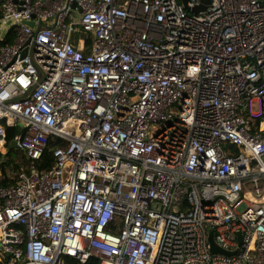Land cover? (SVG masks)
Returning <instances> with one entry per match:
<instances>
[{
  "label": "built area",
  "instance_id": "built-area-1",
  "mask_svg": "<svg viewBox=\"0 0 264 264\" xmlns=\"http://www.w3.org/2000/svg\"><path fill=\"white\" fill-rule=\"evenodd\" d=\"M13 28L0 155L17 125L55 165L0 172L8 264H264V0H0Z\"/></svg>",
  "mask_w": 264,
  "mask_h": 264
},
{
  "label": "trees",
  "instance_id": "trees-1",
  "mask_svg": "<svg viewBox=\"0 0 264 264\" xmlns=\"http://www.w3.org/2000/svg\"><path fill=\"white\" fill-rule=\"evenodd\" d=\"M14 35H15V32L12 31L11 35L8 38H6V39L0 38V47L5 45V44L11 43L14 39ZM19 128L20 127L17 125L8 128V143H7V149L8 150L7 151L14 150V151L18 152L17 156L19 158H21L23 160V162L26 163L25 164L26 167H28L30 165H34L36 167V169H38V170L51 169L55 165V159H54V156L50 150L47 151L42 156V158L40 160H37L34 163H32V161L26 156V154L22 150L11 146L12 139L15 137V134L18 132ZM55 146H56V144H53V147H55ZM9 166H13L14 170L15 169L21 170V166L18 164V162H16V160L9 158L7 155H5V156H3V154L0 155V170L2 171V174L5 177H6V174L8 173L7 167H9ZM3 255H4V253H3ZM69 263L70 264H78V261L77 260H71V261H69Z\"/></svg>",
  "mask_w": 264,
  "mask_h": 264
},
{
  "label": "water",
  "instance_id": "water-1",
  "mask_svg": "<svg viewBox=\"0 0 264 264\" xmlns=\"http://www.w3.org/2000/svg\"><path fill=\"white\" fill-rule=\"evenodd\" d=\"M183 3H184V5L188 11H190L192 13H201V12H205L207 10V5H208V3H210V0H201V4L195 6L194 8H189L187 6V0H183ZM20 125H22V123H20ZM11 146L14 147V143H12ZM214 235H215V232L213 229H211L209 241H210L211 249L213 252H220V253L228 254V255H232V254H235L237 252V251L228 252V251H225V250H222L221 248H219L218 245L214 241ZM241 240H242V234L239 233V241L241 242Z\"/></svg>",
  "mask_w": 264,
  "mask_h": 264
},
{
  "label": "rangeland",
  "instance_id": "rangeland-1",
  "mask_svg": "<svg viewBox=\"0 0 264 264\" xmlns=\"http://www.w3.org/2000/svg\"><path fill=\"white\" fill-rule=\"evenodd\" d=\"M6 25V26H8L7 24H6V22L5 21H3V25ZM8 150V149H7ZM6 150V152L3 154V156H5V155H7L9 158H12L13 160H16V162H18V164L21 166V167H25L26 165V163L25 162H23V160L21 159V158H19L18 156H17V153L18 152H16V151H14V150H12V151H7ZM19 169H15L14 170V167L13 166H9V167H7V172H10V173H16L17 171H18ZM20 171V170H19ZM2 173V172H1ZM13 173V174H14ZM3 250H1L0 249V255H2V256H7L8 257V255L6 254V253H4V255H3ZM6 257V258H7ZM3 261H4V264H6V259H3Z\"/></svg>",
  "mask_w": 264,
  "mask_h": 264
},
{
  "label": "crops",
  "instance_id": "crops-1",
  "mask_svg": "<svg viewBox=\"0 0 264 264\" xmlns=\"http://www.w3.org/2000/svg\"><path fill=\"white\" fill-rule=\"evenodd\" d=\"M6 24H7V22H6ZM1 25H2V29L6 27V25H5V24L3 25V23H2ZM7 25H8V24H7ZM12 30L15 31V28H13ZM11 32H12V31H11ZM10 35H11V33H10ZM10 35H9V36H10ZM0 38H1V37H0ZM6 38H7V37H6ZM6 38H5V39H6ZM32 167H35V166H34V165H30V166H29V169L32 168ZM29 169H28V170H29ZM0 172H2V171L0 170ZM13 173H14V172H13ZM13 173L8 172V173L6 174V177H5L3 174H1V175L4 177L5 182H7V183H8V182H15V180H14L13 178H14V176L18 175V174L20 173V171L18 170L16 173H14V174H13ZM12 177H13V178H12ZM6 257H7V256L4 257V256L0 255V264H4L3 259H6V264H8L9 257H7V258H6Z\"/></svg>",
  "mask_w": 264,
  "mask_h": 264
},
{
  "label": "bare ground",
  "instance_id": "bare-ground-1",
  "mask_svg": "<svg viewBox=\"0 0 264 264\" xmlns=\"http://www.w3.org/2000/svg\"><path fill=\"white\" fill-rule=\"evenodd\" d=\"M55 177H56V181H57V180H58V179H57V173L55 174Z\"/></svg>",
  "mask_w": 264,
  "mask_h": 264
},
{
  "label": "clouds",
  "instance_id": "clouds-1",
  "mask_svg": "<svg viewBox=\"0 0 264 264\" xmlns=\"http://www.w3.org/2000/svg\"><path fill=\"white\" fill-rule=\"evenodd\" d=\"M5 152H6V151H5ZM5 152H4V153H5ZM4 153H3V154H4Z\"/></svg>",
  "mask_w": 264,
  "mask_h": 264
}]
</instances>
